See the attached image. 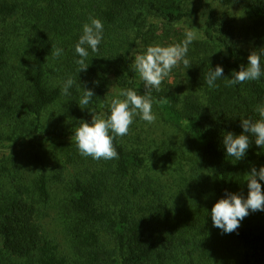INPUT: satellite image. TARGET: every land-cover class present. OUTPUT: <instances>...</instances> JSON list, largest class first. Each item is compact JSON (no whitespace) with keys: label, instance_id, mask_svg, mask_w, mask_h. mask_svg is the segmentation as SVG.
<instances>
[{"label":"trees","instance_id":"16d2710c","mask_svg":"<svg viewBox=\"0 0 264 264\" xmlns=\"http://www.w3.org/2000/svg\"><path fill=\"white\" fill-rule=\"evenodd\" d=\"M186 5L0 0V264H264V223L246 216L224 233L211 218L226 192L246 198V172L264 166V149L254 139L235 163L222 144L224 132L243 131L241 118L258 119L254 109L264 103V75L226 85L250 52L264 51V0ZM234 6L244 7L246 28L222 11ZM90 16L102 21L103 39L97 52L88 49L87 70L78 72L75 44ZM182 23L203 37L187 53L191 67L181 63L169 76L177 72L200 92L182 95L177 82L161 84L151 93L156 121L136 116L128 134L113 139L118 159L82 156L71 140L81 120L90 124L92 112L106 117L119 89L145 95L132 53L179 37ZM55 47L63 53L53 59ZM217 65L224 78L210 89L205 77ZM69 76L75 84L65 96ZM84 87L94 96L81 109ZM53 212L67 220L66 246L47 227Z\"/></svg>","mask_w":264,"mask_h":264},{"label":"clouds","instance_id":"9594fccd","mask_svg":"<svg viewBox=\"0 0 264 264\" xmlns=\"http://www.w3.org/2000/svg\"><path fill=\"white\" fill-rule=\"evenodd\" d=\"M103 27L100 19L91 16L89 22L83 25L82 34L74 49L75 54L79 56V59L75 61L78 65V72L86 71L88 68V49L90 48L93 53L99 50L98 46L103 39ZM198 38L197 32L185 29L184 39L179 43L167 46L149 45L142 53H132L134 71L138 73L144 84L145 95H138L130 88L119 89L117 97L110 101V111L106 117H97L94 112L89 110L93 113L92 122L89 124L81 120L71 137L79 153L97 161L118 159L113 139L126 136L136 116L148 124H153L156 121L157 116L152 111V91L159 92L161 90L162 82L174 67L181 63L185 69L191 67L187 53L189 45ZM62 53V48H52L53 59L59 58ZM262 55H264V51L261 53L254 50L250 52L247 65H241L239 71L233 70L231 78L226 80V85L232 86L259 80L264 75L261 67ZM220 78H224L223 68L217 65L214 69L210 68L205 82L210 89L215 88L218 87L215 82ZM74 84L75 80L71 76L67 77L62 84V95H69V89ZM93 96V90L84 87L83 94L78 101L80 108H88ZM254 111L259 118L255 120L241 118L243 131L239 135L231 131L223 133L222 144L226 149L225 155L234 158V163L246 156L252 139L260 149H264V103L258 104ZM244 180L247 181L248 188L246 198L242 194L226 192V196L219 199L211 208L213 225L224 233L236 231L240 222L249 215V210L253 212L264 210V191H262L261 185V181H264V166H261L259 170L252 166L251 170L246 172Z\"/></svg>","mask_w":264,"mask_h":264},{"label":"rangeland","instance_id":"374dc122","mask_svg":"<svg viewBox=\"0 0 264 264\" xmlns=\"http://www.w3.org/2000/svg\"><path fill=\"white\" fill-rule=\"evenodd\" d=\"M185 4H187L186 5L187 7H194V6H197L199 4V0H185ZM223 10L225 12H227V13H225L226 15H228L231 19H234L236 21L237 25L240 28H246L250 22L246 16V14H245L244 7L234 6V7H230L227 9L222 8V11ZM185 29H191V30H194L195 32H197L199 38L195 41H201L202 40L203 35L196 27H194L190 23H182L176 29V32H179V37H169V38H166V40L163 42L160 39L159 42H155L153 45H161V44H165V42H170V43L173 42L169 45L179 43L184 39ZM163 31H164V33L169 32L167 30V28L164 29ZM163 31L161 29H157V31L155 33L159 34V33H162ZM174 31L172 29L171 36H173V35L175 36L176 32H174ZM245 40L246 41L242 42V46L247 48L251 44H249V41L246 38H245ZM192 48H193V44L191 43L189 45V49L192 50ZM174 82L175 83L177 82L179 85H181V89H179V93L182 95H185L186 93H188L190 91L200 92V89L196 85L193 86L192 84H189L188 82H186V80L183 76L179 77L177 75V72L170 74L169 78L164 79L162 84L171 85ZM170 88H172V87H170ZM28 150L29 149L23 150V151L28 152ZM21 154H22V151H18L17 156L20 158ZM48 158L50 159V162H51L53 155H50V157H48ZM55 162H56V159H54L53 162H51V163H55ZM9 166H11V164ZM248 217H252V218L255 217L258 219V223H260V222L264 223V210H257L255 212L249 210ZM46 221H47V227L50 230V232H52L53 237L58 238L66 246L67 245V236H68L67 231H68V229L65 228L64 223H66L67 220L65 218L64 219L61 218L59 216L58 212H53V214L51 216H48V218H46ZM212 226H214V225L212 224ZM69 250H70L69 253L72 254L73 253V252H71L72 249L70 248Z\"/></svg>","mask_w":264,"mask_h":264}]
</instances>
